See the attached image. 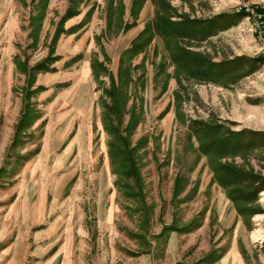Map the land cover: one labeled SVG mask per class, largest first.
<instances>
[{
	"label": "rangeland",
	"instance_id": "obj_1",
	"mask_svg": "<svg viewBox=\"0 0 264 264\" xmlns=\"http://www.w3.org/2000/svg\"><path fill=\"white\" fill-rule=\"evenodd\" d=\"M41 1L0 0V264H264V64L248 61L264 44L239 0L134 17L133 0H82L64 21L69 0Z\"/></svg>",
	"mask_w": 264,
	"mask_h": 264
},
{
	"label": "trees",
	"instance_id": "obj_2",
	"mask_svg": "<svg viewBox=\"0 0 264 264\" xmlns=\"http://www.w3.org/2000/svg\"><path fill=\"white\" fill-rule=\"evenodd\" d=\"M144 0H133L132 2V7H131V15L134 17V15L137 14L142 2ZM46 0H42L40 4L45 5ZM82 2V0H69V6L67 8L66 13L63 16V20H67L68 18H70L72 15L75 14V10L74 8L79 5ZM239 12V11H238ZM169 18H159L156 20V22L158 23L157 27H159L160 29H162V31L165 32V29H171L172 32L175 31H180L181 29L185 28V25L187 23L180 24V23H174V22H170L168 20ZM160 22V23H159ZM162 23V24H161ZM176 24H179L180 26L178 27V29H173L174 26ZM134 25V24H132ZM131 25V26H132ZM126 29V28H124ZM187 33V32H186ZM185 34V33H184ZM130 51H133V47H129L127 49H125L123 54H127ZM137 50H134V52ZM200 56H198V54H195L194 57L191 58L192 61L196 62L195 64V68H200V67H206L204 68L203 72L206 73L208 72L210 74V76H218L224 73V71H229V66L228 64L231 63V60H227V62H214V61H210L208 66H203L201 64H197L199 62V58ZM260 61L263 62V58H255L252 57L250 58L248 61ZM126 62V61H125ZM49 64H51L49 61L44 60L43 62H40L38 64H36L35 66L29 68L28 70V75L29 77H31V79L29 78V82L28 84L32 85V81L34 79L33 73L37 70L40 71V69H46L49 67ZM225 67V68H224ZM129 64L124 65V60L121 59V64L119 65L118 68V79H119V85L115 86L114 80L111 77V85L108 88H105V95L107 100H105L103 108L105 109V112H103V121H104V125L105 128L112 129V131L114 132L115 130H117V126L113 123V119L110 118L111 115H113L114 112H118L117 113V118L115 119L117 121V124H121V116H120V110L122 108H125L126 106V89H127V85L129 82H131V78L129 79ZM218 68V70H217ZM92 70H93V74L95 76V79H98V77L100 76L99 72H107V68L105 67L104 62H93L92 63ZM128 74V76H127ZM137 119H135V117L133 116V114L130 116L129 122L126 125L127 127H133L137 124ZM254 180H258V184L257 186L254 188V192L253 193H258L263 187L264 184H262V181L264 180V177L262 175H256L254 177Z\"/></svg>",
	"mask_w": 264,
	"mask_h": 264
},
{
	"label": "built area",
	"instance_id": "obj_3",
	"mask_svg": "<svg viewBox=\"0 0 264 264\" xmlns=\"http://www.w3.org/2000/svg\"><path fill=\"white\" fill-rule=\"evenodd\" d=\"M253 4V2L248 0H239L238 9L243 12L246 20L252 22L254 33L264 44V6L263 8L259 9L257 6H255L257 4ZM253 57L264 59V45L254 53Z\"/></svg>",
	"mask_w": 264,
	"mask_h": 264
},
{
	"label": "crops",
	"instance_id": "obj_4",
	"mask_svg": "<svg viewBox=\"0 0 264 264\" xmlns=\"http://www.w3.org/2000/svg\"><path fill=\"white\" fill-rule=\"evenodd\" d=\"M219 263V262H218Z\"/></svg>",
	"mask_w": 264,
	"mask_h": 264
}]
</instances>
